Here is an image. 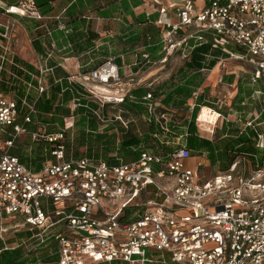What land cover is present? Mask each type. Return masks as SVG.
<instances>
[{"label": "built area", "instance_id": "1", "mask_svg": "<svg viewBox=\"0 0 264 264\" xmlns=\"http://www.w3.org/2000/svg\"><path fill=\"white\" fill-rule=\"evenodd\" d=\"M142 1L154 4L145 16L156 14L150 22L160 30L161 62L178 50L183 55L187 39L209 34L214 47L221 46L228 58L247 66L249 81L255 86L250 98L261 109H252L237 121L242 130L252 131L256 151L236 154L227 169L208 177L200 175L197 167L187 163L194 157L187 145L188 133L170 136L168 118L158 112L152 93L147 92L144 120L157 127L151 136L156 147L160 146L158 151L137 146L133 149L138 156L124 161L116 148L112 164L86 155L66 158L64 129L46 132L38 124L30 130L27 124L33 123L34 104L25 97L18 103L0 93V218L17 215L20 221L16 224L26 226L29 239L39 240L37 244L54 243L55 250H49V255L55 259L41 262L37 258L36 264H147L153 261L146 255L148 249L166 252L171 264H264V0H169L167 5L160 0ZM5 12L44 18L35 0H21ZM55 18L58 29L69 33L63 17ZM0 26V37L7 38L12 28L4 23ZM46 33L51 35V30L46 28ZM230 44L245 52L228 50ZM10 52L8 44H0V74L6 70L5 63L27 72L10 58ZM141 56L149 61L148 53ZM44 71L40 66L39 75L27 72L37 83L23 79L26 91L34 88L38 96L47 91L41 77ZM83 77L115 94L77 92L68 101L73 110L80 98L102 107L121 104L128 96L113 58ZM24 108L27 112L18 123ZM217 114V119L228 120ZM23 134L50 144L43 151L51 158L37 170L12 152ZM53 205L57 207L51 209ZM23 243L4 244L0 254Z\"/></svg>", "mask_w": 264, "mask_h": 264}, {"label": "crops", "instance_id": "2", "mask_svg": "<svg viewBox=\"0 0 264 264\" xmlns=\"http://www.w3.org/2000/svg\"><path fill=\"white\" fill-rule=\"evenodd\" d=\"M160 2L164 5L169 4V0H160ZM68 5L69 1L67 5L63 7L58 14H56V9L53 8V3H51L52 10L46 14H43L44 18L42 20H36L32 18L33 22H31L30 25L33 30L36 31V35L33 41L37 42L39 47L38 59L36 56H34V60H36L37 62V64H35V67L38 69V71L40 66L44 70H46L42 73V75L49 76L47 77L48 82L49 80H53L54 82H61L63 79L67 81L68 85L77 83L81 85L83 89L82 91L79 89L75 90V95H78L77 92L86 93V90H94L96 93L115 94V91L108 88L107 86H104L103 89L99 88V90L94 87L89 88L86 82L90 81L93 82V84L97 83L92 80H87L86 77H83V75H86L89 70L98 66L105 59L113 58L119 66L120 75L122 77V81L125 84L126 91L130 93L133 89L141 87L147 89V93L149 92V87H151L152 85H157L153 88L156 91L158 90V95L153 96V100H155L156 105H160L161 107L172 113L178 111L179 108H186V114L182 118L177 115L175 116V118H171V114L163 112L165 116L167 115L166 117L169 120L168 125L170 128V136H179L188 133L187 122L190 120V115L194 105L197 101L199 102V100L202 101V104H207L206 106L213 108L217 112L227 110V113H229V117L232 118V121H234L231 123H235L231 125L235 128L233 131H225V133L223 131L221 135L218 136V140L213 142L214 150H222V148L217 144V141L220 142V140L222 139L232 138L234 140V138H237V136L239 135L245 137H250L252 135V131L250 129H247L246 131L242 130L243 125L239 121H237L238 117L245 118L246 113L249 111L251 112L252 109H254L255 112H260L261 109L260 103L258 101H253L250 98V92L255 89V86L252 85L249 81V73L247 72V66L244 63L232 60L228 57H220L218 58L214 66L210 69L202 68L198 71L190 69L185 72V75H183V73L180 74L179 72H177V69L176 71H169L164 77L158 76L161 78L155 77L153 80H151L155 73V70H150L143 75H139L140 70L138 64L141 63L142 60L138 61V55L145 52L146 48L141 43H138L134 46L133 49L130 50L131 55L124 56L127 53H117L114 56L106 55L109 52L111 53L109 46L110 43V45L113 46V50L117 47V49L115 50V52H117L121 50L120 45L117 46V44H121V42L125 40L126 35L127 38H129L130 32L136 30V24L132 23V21L129 20L128 16L120 14L119 12H114L117 13V16L112 17L101 16V14L98 13H92L89 15L82 13L79 14V16L73 21V23H66L65 21L64 24L68 29H70V32L65 34L63 31L58 29V21L55 17L61 16L64 19L66 16L62 14L64 11H67L66 7ZM153 7L154 4L152 2L143 1L141 5L134 7L132 11L134 14L145 15V11H152ZM152 16L156 17V14H153ZM62 21L64 22V20ZM20 25L21 28H23V25L21 23ZM140 25H144L147 28L151 27L149 23H142ZM46 28L51 30V35H48L46 33ZM88 31H90V33ZM91 34H93L94 37H92ZM71 35L72 37H74V41H71ZM89 36V42H92L93 44L87 43ZM52 40L55 44V47L53 49L51 48ZM68 43L70 44V47L67 46ZM130 51L128 52L130 53ZM48 53H51V56L46 58ZM185 56V54L182 55V57L184 58V63L189 59V57ZM170 57L171 56H169V58ZM222 63L223 65H225V68H221V70L219 71V67ZM237 67L238 69H236ZM5 71L9 72L7 69ZM203 71H206L205 74ZM195 73L198 74V77L202 78L199 85L195 87V89H197V92L194 89V91H192L191 97L186 99L180 106H172L171 104L167 105V107L164 106L162 101L164 96L172 91L175 86L184 85L187 78L194 76ZM42 75L41 77L44 78ZM126 76H132L128 82L124 79ZM171 77H173L172 80H170ZM44 80L45 79H43V81ZM189 87H191V85H189ZM205 90L210 92H218L219 90L221 91L222 97L217 96L216 98L206 99V94L204 93ZM27 92L28 91H26V93ZM239 92V95L241 96L240 100H236L234 102L235 97ZM143 96L139 100L138 98L136 99L139 101V103L144 105V109L146 110L147 101L143 100ZM177 99L180 100L181 97H178ZM243 102L245 103L244 105H242ZM202 107L203 106H201L199 110H201ZM230 110L232 113L229 112ZM225 113L222 112V114ZM261 117L264 118V112L262 113ZM196 119V121H199L198 115ZM216 122L217 119L214 116L213 120L210 121L209 124L212 125L214 123L215 125ZM197 134L200 135L198 131ZM236 147L237 145H233L232 148ZM254 150L255 148L252 147L250 151L254 152ZM199 153L200 154L198 156H194L190 160H188V165L197 167L199 170L202 167H209L211 163L207 157L206 151H201Z\"/></svg>", "mask_w": 264, "mask_h": 264}, {"label": "rangeland", "instance_id": "3", "mask_svg": "<svg viewBox=\"0 0 264 264\" xmlns=\"http://www.w3.org/2000/svg\"><path fill=\"white\" fill-rule=\"evenodd\" d=\"M21 0H0V23L8 24L10 26V29L8 31L7 38L0 37V44L10 46L11 52H10V58L13 55V61L15 57H18L25 62H28L34 66L37 64L36 60H34V56L37 57L38 59V50L35 49V46L33 45V39L35 38L36 31L33 30V28L30 26L31 22H33V19L30 17L26 16H19L16 14H8L5 12V8L10 6V5H17ZM69 0H52L53 3V8L56 9L55 13L58 14L59 11L67 5ZM114 0H84L83 8H81L78 13L79 14H92V13H98L101 12L100 8L105 7L103 10H109L110 14L109 16H117V13L114 12H119L120 14H124L125 16L129 17V20L132 21V23H135L136 21L132 16H130L128 13L125 12V9L122 7L120 4L121 1H117L116 3H113ZM114 7V8H113ZM138 11V10H137ZM62 15H65L66 17L63 19L64 23L66 20H69L70 18L67 15V11H64ZM20 23L23 25V28H21ZM144 25H136V30L140 32H145ZM2 27L0 26V30ZM53 36V34H52ZM72 38V35H71ZM70 38V39H71ZM72 41V39H71ZM95 41V40H94ZM97 42V41H96ZM95 42V43H96ZM124 42V41H123ZM89 44H93L92 42H88ZM126 42H124L125 44ZM111 44V43H110ZM110 51L111 53H107L106 55L109 56H114L117 53H127L124 56L131 55V51L129 48H131V45H125L123 49L115 52L117 47L113 50V46L110 45ZM121 46V44H117V46ZM82 46V45H81ZM122 47V46H121ZM120 47V48H121ZM230 51L236 52V53H244L245 50L243 47H240L238 45H227L226 46ZM130 51V53L128 52ZM160 53L157 54H152L150 56V61L145 62L142 61L141 63L138 64L139 66V75H143L144 73H147L150 70H155L153 77L151 80H153L155 77L156 78H161L158 76H166V74L169 71H176L183 63H184V58L181 55V51L178 50L174 54L171 55L170 58H168V61L165 63L160 61L159 57ZM209 58V57H207ZM15 62V61H14ZM4 67L10 71V69L16 71V67L11 68L13 66H10L9 63H5ZM221 68H225V65L223 63L219 67V71ZM238 69V67L236 68ZM218 71V72H219ZM204 74L206 71H203ZM16 74V73H14ZM9 73L3 70L0 74V78H2V81L5 82L8 86H12L9 88V91L7 93H2L5 94L11 98H18V88L19 90L25 94L26 89L25 86L22 83L23 76H13V80L7 79ZM45 79V85L47 86V92H49V82L47 77L42 75ZM12 77V76H11ZM132 77V76H131ZM130 76H126L124 79L128 82L129 79L131 78ZM135 78V77H134ZM214 78V77H213ZM136 79V78H135ZM136 81V80H135ZM87 86L89 88H96L99 90V88H104V86L99 85V84H93V82H86ZM93 85V86H92ZM157 85H152L149 87L148 91L152 93V96L154 95V87ZM197 92V89H195ZM204 93L206 94L205 97L206 99H212L216 98L217 96H221V91L218 90V92H210L205 90ZM28 96L32 97L33 100H35L38 97V93L34 88H31L28 91ZM208 96V97H207ZM61 95H57V99L60 98ZM32 103V102H31ZM95 107L96 113V120L97 124L99 125L98 131L97 132H87L85 131L86 134L92 135L91 138L95 135H103L102 140L99 141V144H92L91 149L88 148V144H80L78 140V134H79V123H78V118L80 117V113L77 111H73L72 105L70 102L65 103L64 108L68 109L69 112L67 115H64L63 118H68L71 117L72 115L74 116V125L72 128H70L67 133V144H66V151H67V156L69 153H74V155H83L87 152L90 151L91 155H95L97 157H101L103 159L109 158L112 156L111 154L115 152V148L119 146L120 141L122 138H125L129 135H137L139 138H143L146 134L148 135V125L146 121L144 120V107L143 105H138L137 106H142V107H134V106H128L126 104H104L102 107L100 105H96ZM200 107H198V111L196 114V117L194 119V126L195 130L198 127L201 137L211 140L212 142H215L218 140V136L221 135V133L224 131L226 125L225 121L222 118H218L217 122L215 125L209 124L210 121L213 120L214 115L208 108L202 107L201 110H199ZM158 112H164V113H169L172 115L171 118H175V116H180V118L184 117L186 114V108H179L178 111L175 113H172L170 111H167L163 107H158L157 108ZM174 110V109H173ZM95 112V111H94ZM174 112V111H173ZM222 112H227V110H224ZM198 115V120L196 121ZM167 116V115H166ZM58 117H55L54 115L51 116L50 114L44 115L42 117L35 118V121L40 122L41 125H44L45 128H47V131H57L59 127H61V124L59 121H57ZM191 118V115H190ZM71 121V120H70ZM230 124V123H229ZM235 123H231L233 125ZM101 125V126H100ZM34 125H30L29 129H33ZM87 127H85L86 129ZM90 128V126H88ZM0 142L2 140L0 139ZM234 143H237L238 141L234 140ZM37 142H33L30 138V135H21L19 136L16 141H15V147L12 150V152L19 156L23 163L28 166L30 169L37 170L42 166V160L35 159L36 156H38L41 151L37 147ZM42 143V141H40ZM149 143H152L151 140H146L143 141L144 145H147ZM219 141H217V144ZM221 144V143H220ZM221 146V145H220ZM157 149H160V146L157 147ZM244 149V148H242ZM255 151V150H254ZM42 152L43 149H42ZM118 152V149H117ZM193 156H198L200 153L198 152H192ZM51 158V156L49 155ZM47 158V157H46ZM111 158V157H110ZM223 166L222 163H213L209 167H202L199 170V174L203 175L204 177H208L211 173H215L217 170H222ZM57 206L53 205L51 206V209L56 208ZM17 221H20V218L15 215L14 218H0V226L3 228L2 231L0 230V242L1 246L4 244L11 245V246H16L21 243L22 240H24V243L22 245H19L16 247L21 254L20 260L24 261L23 264H36L37 261L31 260L32 258H38L40 259L41 262H45L43 260V257L45 256L44 252L45 250H48L49 247H42V245H37L39 240L35 238H28L31 233L26 230V226H22L19 223L16 224ZM26 235L20 236L19 234L21 233H26ZM3 253V252H2ZM1 253V254H2ZM5 255V254H4ZM147 257H152V262L147 263V264H171L167 253L166 252H159V251H154V250H147L146 253ZM5 257V256H4ZM99 264H106V263H99ZM110 264H127V263H120L119 261H113Z\"/></svg>", "mask_w": 264, "mask_h": 264}, {"label": "trees", "instance_id": "4", "mask_svg": "<svg viewBox=\"0 0 264 264\" xmlns=\"http://www.w3.org/2000/svg\"><path fill=\"white\" fill-rule=\"evenodd\" d=\"M117 1H121L120 4L125 9V12L134 18V20L136 21L134 24L140 25L142 23H149L151 25V27H148V28L144 26L145 27L144 33L137 31V30H135L133 32L131 31L129 34V38H127V35H126L125 40H123L126 43L124 44L123 41L121 42V46H122V47L120 46L121 49H123V47H125V45L130 44L131 48H129V50H131L134 48L135 45H137L138 43H141L142 45H144L146 47L145 52L149 54V61H150V56H152V54L160 53V50L162 47V45L160 43V30L154 23L150 22L151 20L154 19V16H150L149 18H147L144 14L141 15V14H134L133 13L132 9L134 7L141 5L143 2L142 0H114L113 3H116ZM51 3H52V0H35V4H36L39 12L42 15L46 14L52 10ZM83 4H84V0H69V5L66 7V10H67V15L70 19L66 20V23H71V22L73 23V21L79 16L78 11L81 8H83ZM101 8H103V7H101ZM101 8H100V10H101ZM103 9L101 10V12H99L101 14V16H105V17L109 16L110 11L109 10H103ZM88 32L90 33V31H88ZM91 35H92V37H94L93 34H91ZM200 36H201V39H198L195 37L187 39L186 44L184 46V52L183 53L186 55L185 57H189V59L187 61H185V63L181 67L178 68L177 72H179L180 74L183 73V75H185V72L187 70H190V69H194L196 71H198L202 68L210 69L214 66V64L216 63L218 58L228 57V54L222 50L221 46H217V47L213 46L214 40L209 34H201ZM71 39H72V41L75 40L74 37H72ZM89 41H90V36L87 40V43ZM33 45L35 46V49H37V50L39 49L37 42L33 41ZM77 46H78V44H77ZM162 56H163V54L160 53L158 58L161 59ZM207 57H209V58H207ZM141 60L148 62L140 54V55H138V61H141ZM14 61L19 66H22L23 68H25V70L27 72H30L31 74L39 75V71L34 65H32L28 62H25L24 60H22L18 57H15ZM10 66H13V65H10ZM11 68L14 69V66ZM10 72L12 74L11 73L9 74L10 76H8V78H7L8 80L9 79L13 80L14 79L13 74L16 73L14 77L23 75V79L28 80V81L32 80V82L34 84L37 83L36 80L31 79L30 74H28L27 72H23V70H21L19 68H16V71L10 69ZM172 78L173 77H171L170 80H172ZM201 80H202V78L198 77L197 73H195L194 76L187 78L184 85L175 86L172 89V91H170L169 93H167L164 96V98L162 99L163 105L166 107H167V105H170V104L172 106L182 105L186 99L191 97L192 91H194L195 87L199 85ZM71 85H68L67 81L63 80V79L61 82H54L53 80H49V88H50L49 92H44V93L40 94L35 100H33L32 97L28 96V92L23 94L18 88V91H17L18 92V98L16 99L17 102L20 103V99L25 97L29 104H34V108L36 110V112L31 115L33 123L27 124V127H29L30 125H34V128L32 130H35L37 128L38 124L41 125L40 122L35 121V118H38L39 116L42 117V116L47 115V114H50L51 116L54 115L55 117H58L55 119H57V121H59V123L61 124V127H59L57 131H47V128H45L44 125H41V126L44 127L46 132H58V131H61L62 129H64L65 140H66L65 141L66 158H69V157L78 158V157H82V156L86 155V156L93 158V159L105 160L110 164L114 163L115 159L113 156H110L111 158L109 157V158L103 159L101 157L91 155L90 151L83 154V155H79V156L74 155V153L73 154L69 153V155L67 156L66 133L74 125V122H73L74 116L72 115L71 117L63 118L64 115H67L69 112V110L64 108V106H65V103H67L73 96H75V93H74L75 90L79 89L82 91V89H83L82 86L77 84V83H72ZM189 85H191V87H189ZM10 87H12V86L10 85L7 87V84L2 81V78H0V93H7L9 91ZM146 91H147V89H144L141 87L133 89L129 93V95L125 97L123 104H126L130 107L131 106L142 107V106H137V104L142 105L141 103H139L138 100L143 95L146 94ZM58 94H60L61 97L57 99ZM239 94H240V92L236 95L234 102L236 100L237 101L240 100L241 96ZM154 95H158V90L157 91L154 90ZM178 97L179 98L181 97V99L178 100L177 99ZM136 98H138V100ZM79 103H80V105L73 110V111H77V113L78 112L80 113V117L78 118V123L80 125L79 126L78 140H79L80 144H84V143L88 144V148L91 149L92 144H94V143L99 144V141L102 140V138H103L102 134L101 135L100 134L95 135L91 138L92 135L85 133V131H87V132H97L98 131L99 125L97 124L96 115L94 112V111H96L95 107H97L96 106L97 104L94 102H91V101H87L83 98H80ZM206 105L207 104H202V101L199 100V102L197 101L196 104L194 105L193 109H192L191 118L187 122V132H188L187 145L189 146V148L191 149L192 152H198L199 153L201 151H206L207 157L210 160L211 164H213V163L216 164V163L220 162V163H222L223 169H227L231 160L235 157L236 154L251 152L250 150L253 147V141H252V138H250L249 136L245 137V136L239 135V136H237V138H234V140L238 141L237 143H234L233 142L234 140L232 138L231 139H222L218 143V146L221 147L222 150L221 151L214 150L213 142L208 140V139H205V138L201 137L199 134H197V129L195 130V126L193 124L194 119H195L196 114H197V111H198V107H201V106L206 107L213 114L215 112H217L213 108L208 107ZM143 107H144V105H143ZM157 107H161V106L157 105ZM231 110L229 112H231ZM144 111H145V109H144ZM26 112H27V109H25V108L21 110L19 117L17 119L18 123L22 122L23 116L25 115ZM219 113L222 114V112H219ZM222 115H224L228 119L225 122L226 127L224 129V133H225V131H233L235 128L231 126V122H234V121H232V118L229 117V113L226 112L225 114H222ZM147 125H148V135L146 134L143 138H139L137 135H129L125 138H122L119 146L116 147L118 149V152H117L118 155H120L124 159V161L135 159L138 156L137 155L138 151L133 149L137 146L150 147L153 149V151H158V149L156 147L157 142H155L154 138L151 136V134L157 130V127L154 124H147ZM88 126H90V128H88ZM85 127H87V128L85 129ZM147 139L148 140L152 139V143H149L148 146L143 144V141H146ZM40 141H42V143H40ZM33 142L34 143L37 142L36 144L38 147V151H39V149H41V151L39 152L40 154L38 156H36L35 159H38L40 161V160L44 159V157H45V159L42 161V163L45 162L47 159H50L49 153L45 154L44 152H42V149H44L45 147H47V148L50 147V144L44 140L33 141ZM233 145H237V147L232 148ZM242 148H244V149H242ZM27 233L28 232H26L25 234L21 233L19 235L24 236ZM46 241L44 243H39L37 245L41 244L42 247H44V248L49 247L48 250H45V252H44L45 256L43 257V260L45 262H49V261H53L55 259L54 256L49 255V250L54 251L55 245L52 242L47 243ZM0 246H1V242H0ZM20 256H21V254L19 253L17 248H15L13 250H5L2 254H0V264H23L24 261L20 260ZM34 259L36 260L37 258H32L31 260H34ZM29 264H32V263H29Z\"/></svg>", "mask_w": 264, "mask_h": 264}, {"label": "bare ground", "instance_id": "5", "mask_svg": "<svg viewBox=\"0 0 264 264\" xmlns=\"http://www.w3.org/2000/svg\"><path fill=\"white\" fill-rule=\"evenodd\" d=\"M102 89H103V88H102ZM217 113H218V112H215V113H214V114H215L214 116H215L216 119H217V115H218ZM213 125H214V123H213Z\"/></svg>", "mask_w": 264, "mask_h": 264}]
</instances>
